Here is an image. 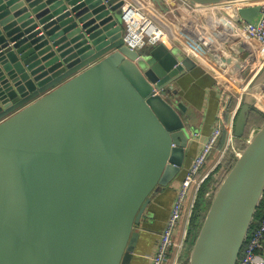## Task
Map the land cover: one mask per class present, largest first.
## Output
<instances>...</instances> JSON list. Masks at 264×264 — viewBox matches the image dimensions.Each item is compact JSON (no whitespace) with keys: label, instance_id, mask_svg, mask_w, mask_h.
Here are the masks:
<instances>
[{"label":"water","instance_id":"water-1","mask_svg":"<svg viewBox=\"0 0 264 264\" xmlns=\"http://www.w3.org/2000/svg\"><path fill=\"white\" fill-rule=\"evenodd\" d=\"M124 3L0 0V264H130L152 197L186 164L189 117L176 83L197 63L161 44L127 47ZM260 11L240 7L237 19ZM231 50L241 61L249 48ZM253 110L264 114V66L242 95L230 163L201 190L198 227L175 264L238 263L264 199V122L246 134Z\"/></svg>","mask_w":264,"mask_h":264},{"label":"crops","instance_id":"crops-1","mask_svg":"<svg viewBox=\"0 0 264 264\" xmlns=\"http://www.w3.org/2000/svg\"><path fill=\"white\" fill-rule=\"evenodd\" d=\"M124 1L143 6L159 22L161 27L166 30L167 37L163 38L158 45H165L168 48H178L197 63V66L193 70L186 73L176 83V87L179 89L182 101L187 109L186 113L189 117L190 131L199 132L200 137L190 140L191 150L188 149L186 164L172 185L152 197L141 225L136 229L140 235L130 264H149L150 256L157 246L160 233L164 229L173 206L176 190L182 179L186 177L188 169L202 144L216 126L217 119L221 117V109L225 104V92L231 91L232 94L239 96L240 91L253 80L254 66L251 67L252 55L250 51L243 56L241 61H238V58L234 56L231 50V45L238 42V40L222 36L220 34L221 28L216 29V27H213L214 33L211 36H207V38H203V35H200L203 28L198 27L196 24L197 17L186 6H168L167 10H162L153 0ZM229 5L231 4L197 9L211 11L214 8H218L217 12L229 14L231 13ZM192 8L196 7L192 6ZM188 15H193L194 17H187ZM248 45L250 46V43ZM226 62H228L227 67L223 65ZM225 78L228 79L226 80ZM235 102L236 98L228 106L225 113L226 117L232 114L231 109L236 104ZM219 146L216 149H220ZM222 150L223 156L225 147ZM220 151L216 150L218 154L215 155L216 152H213L214 155H211L203 169L205 174L212 172L220 165ZM192 201L193 193L184 211V214L186 212L188 216L179 227L178 233L182 232V230L184 232L188 227V222L186 221L190 216V212H192V210L190 211ZM188 221H190V218H188ZM183 232L180 238L176 234V245L181 241L184 235ZM173 252L169 255L166 264H174L178 251L175 252L174 248ZM253 264H264V240L263 244L257 249Z\"/></svg>","mask_w":264,"mask_h":264},{"label":"built area","instance_id":"built-area-1","mask_svg":"<svg viewBox=\"0 0 264 264\" xmlns=\"http://www.w3.org/2000/svg\"><path fill=\"white\" fill-rule=\"evenodd\" d=\"M166 5L169 7H177L180 5L186 6L189 10L194 12L195 17H203L200 15L199 11H204L203 9L192 8L184 0H164ZM176 2V6H173L171 2ZM250 5H260L261 11L258 17H256L252 22H246L243 19H237L238 10L243 6ZM231 13L225 14L221 12L212 13V11L207 12L206 24L210 26V30L204 28L205 25H201V34L203 38L211 36L214 33L213 27L216 29L221 28L220 34L222 36H228L236 41H243L248 45L249 51L252 55L251 67H253V78L256 73L264 66V0L257 2H247L240 4H231L228 6ZM204 14V13H203ZM210 17H209V16ZM122 17H123V35L122 39L124 44L132 50H144L148 47L157 46L163 38L167 37L166 30L161 27L159 22L150 15L143 6L136 3L125 2L122 6ZM225 64V63H224ZM223 64V65H224ZM228 66V65H227ZM225 66V67H227ZM247 85L240 91L239 96L232 94L230 91H224V107L221 109V117H226V111L228 106L236 98V104L233 105L231 109V115L226 117L227 119H236L239 105L242 99V95L245 91ZM228 90V89H225ZM223 129L214 127L212 134L208 136L206 141L202 144L200 150L192 161L188 169V180H182L178 187V194L174 200V208L170 212L167 218V224L160 233L161 240L157 243V246L153 252L149 264H166L168 261V256L170 250L176 245L175 236L178 232V223L182 221L186 205L192 194H189V190L194 188L196 192H193L195 197L190 205V210H194L197 203L196 196L201 191L200 185L202 179L199 178L201 169L203 170L204 165L208 162V159L214 149L217 147ZM228 131V138L231 136L230 129ZM200 137L199 132H194L190 134V140H195ZM200 189V190H199ZM192 212H190L191 215ZM264 238V218L259 225L258 229L254 234L248 238L238 261V264H253L256 258L257 249L262 245ZM177 246V245H176ZM183 246V244H182ZM181 246V247H182ZM179 252L177 256L179 257ZM176 256V259H177Z\"/></svg>","mask_w":264,"mask_h":264},{"label":"trees","instance_id":"trees-1","mask_svg":"<svg viewBox=\"0 0 264 264\" xmlns=\"http://www.w3.org/2000/svg\"><path fill=\"white\" fill-rule=\"evenodd\" d=\"M225 119H226V121L229 120L226 117H225ZM263 122H264V114L258 110H253L252 113L250 114V119H249L248 127L246 130V134H248L249 129L251 128L252 125H261ZM227 140H228V132H227V129H224L222 137H221L218 145H220L221 147L224 146L226 148ZM226 151H228V147H227ZM221 163H222V161H221ZM221 163H220V165H222ZM215 172H217L216 169H215ZM211 177H212V175H211ZM211 177L202 185V187H201L202 190L208 185ZM200 193H201V191L198 193V195L196 197V201H198L199 197H201ZM199 216H200V210H199V205L197 203L194 210H192V218L190 219L191 220L190 224H191L192 228H190L188 230L189 231L188 232L189 237L191 236L193 230H195L198 227ZM263 218H264V199L261 202V205L259 206V208L257 210L255 220L253 222L252 229L250 231L248 238H250L254 234V232L258 229ZM188 227H189V224H188ZM262 240H264V238Z\"/></svg>","mask_w":264,"mask_h":264},{"label":"rangeland","instance_id":"rangeland-1","mask_svg":"<svg viewBox=\"0 0 264 264\" xmlns=\"http://www.w3.org/2000/svg\"><path fill=\"white\" fill-rule=\"evenodd\" d=\"M217 10H218V8H214V9H212L211 11H212V13H216L217 12ZM200 13H202V14H200ZM204 13V14H203ZM205 13H207V12H204V11H199V14L200 15H204L203 17H199V16H197V25H198V27H200L201 25H205V27L204 28H207V29H209L210 30V26H208L207 24H206V18H207V15H205ZM194 17L193 15H188L187 17ZM209 16V15H208ZM210 17V16H209ZM201 28V27H200ZM227 143H229V141L227 140ZM220 147V149H216V150H221L220 151V153H221V161H222V166H224V165H226L227 164V161L228 160H230L231 159V151L230 150H228V151H225L224 150V153H223V156H222V149H224V146H219ZM229 148V147H228ZM216 150L214 151V152H216ZM218 153L216 152L215 153V155H217ZM214 155V154H213ZM221 166L219 165L217 168H216V171H218L219 170V168H220ZM202 190V189H201ZM196 205H197V203H196ZM195 205V206H196ZM170 214V213H169ZM188 216V213H186L185 212V214H184V217H183V220H182V222L184 221V220H186V217ZM188 218H192V213H191V215L188 217ZM188 218H187V221L186 222H188L187 224H189L190 225V223H191V220H190V222L188 221ZM185 224V223H184ZM187 224H185V225H187ZM181 226V225H180ZM180 229V228H179ZM188 229H189V227H187V233H186V235H183V237H182V239H181V241H179L178 242V244H177V246L175 247V252L176 251H179L180 250V252H179V255L182 253V251L185 249V247L187 246V243H188V239L190 238L189 236H188ZM186 230L184 231V232H186ZM182 232H183V230H182ZM182 232H179V233H177V237H181V235H182ZM183 232V233H184ZM179 235V236H178ZM175 244H176V236H175ZM182 244H183V246H182ZM182 246V247H181ZM186 249H190V245H188V247L186 248ZM172 253H174L173 252V250L171 251V254ZM178 253V252H177ZM176 256H177V254H176ZM178 256H177V259L175 258V261H174V264H175V262H178Z\"/></svg>","mask_w":264,"mask_h":264},{"label":"bare ground","instance_id":"bare-ground-1","mask_svg":"<svg viewBox=\"0 0 264 264\" xmlns=\"http://www.w3.org/2000/svg\"><path fill=\"white\" fill-rule=\"evenodd\" d=\"M216 67V66H215ZM217 69V68H216ZM218 70V69H217ZM220 70H222V69H220ZM226 79V78H225ZM228 79V78H227ZM226 79V80H227ZM229 82V81H228ZM235 119H233V120H231V119H229L228 121H226V119H225V117H220V118H218L217 119V124H216V126L218 127V128H220V129H223V131H224V129H230V130H234V126H235ZM223 131H222V134H223ZM194 132H197V131H190L189 132V135L191 134V133H194ZM228 132V131H227ZM211 134H212V132H211ZM210 134V135H211ZM222 137V136H221ZM219 144V143H218ZM217 147H218V145H217ZM216 147V148H217ZM227 147H228V143L226 144V148H225V151H226V149H227ZM215 148V149H216ZM214 149V150H215ZM214 152V151H213ZM213 152H212V154H213ZM211 154V155H212ZM211 155H210V157H211ZM210 157H209V159H210ZM208 159V160H209ZM207 164V163H206ZM205 164V165H206ZM205 165H204V167H205ZM184 167V166H183ZM182 167V168H183ZM204 167H203V169H204ZM217 168V167H216ZM215 168V169H216ZM215 169L212 171V172H210V173H207V174H205L204 172H203V170L201 169V171H200V174H199V178L200 179H202V182H201V185H200V189H201V187H202V185L211 177V175H214L215 173H217V172H215ZM182 170V169H181ZM181 172V171H180ZM183 181L184 180H188V173H187V175H186V177L184 178V179H182ZM222 181V180H221ZM221 181H220V183H221ZM216 183H219V180H217L216 181ZM170 185H168V187H169ZM168 187H166L165 189H167ZM199 189V190H200ZM177 192H176V196H177V194H178V189L176 190ZM193 192H196L195 191V189L194 188H192V189H190L189 190V194H192ZM195 197V195H194V193H193V198ZM197 197V196H196ZM176 198V197H175ZM175 206H174V203H173V206H172V208H171V210H170V212L172 211V209L174 208ZM148 208V207H147ZM147 211V210H146ZM191 211V210H190ZM166 224H167V222H166ZM166 224H165V226H166ZM182 224V221H180L179 223H178V225L177 226H179L180 227V225ZM165 226H164V228H165ZM164 230V229H163ZM162 230V231H163ZM178 230H179V228H178ZM162 233V232H161ZM178 233V232H177ZM184 235H186V232H184ZM179 236V235H178ZM160 240H161V238H159V240H158V243L160 242ZM175 243V242H174ZM176 246H174L171 250H170V252H169V255H170V253H171V251L175 248ZM153 256V253H152V255L150 256V260H151V257ZM169 257V256H168ZM238 264V263H237Z\"/></svg>","mask_w":264,"mask_h":264},{"label":"flooded vegetation","instance_id":"flooded-vegetation-1","mask_svg":"<svg viewBox=\"0 0 264 264\" xmlns=\"http://www.w3.org/2000/svg\"><path fill=\"white\" fill-rule=\"evenodd\" d=\"M229 163H230V160L227 161V164L226 165H228Z\"/></svg>","mask_w":264,"mask_h":264}]
</instances>
